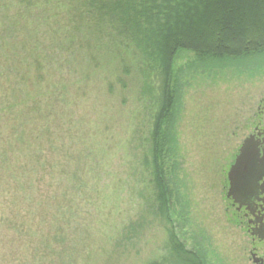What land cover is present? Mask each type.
Wrapping results in <instances>:
<instances>
[{"label":"rangeland","instance_id":"374dc122","mask_svg":"<svg viewBox=\"0 0 264 264\" xmlns=\"http://www.w3.org/2000/svg\"><path fill=\"white\" fill-rule=\"evenodd\" d=\"M17 11H0L18 26L0 43V264H174L142 167L157 102L138 67L125 56L124 75L109 51L99 66L79 38L68 49L54 30L66 11L45 24L38 9ZM203 64L176 55L186 76L162 127L175 140L164 158L169 217L203 264H250L228 222L226 178L252 126L264 125V52Z\"/></svg>","mask_w":264,"mask_h":264},{"label":"trees","instance_id":"16d2710c","mask_svg":"<svg viewBox=\"0 0 264 264\" xmlns=\"http://www.w3.org/2000/svg\"><path fill=\"white\" fill-rule=\"evenodd\" d=\"M14 7L17 19L38 9L36 17L42 24L66 11L68 21L54 30L66 37V45L72 44L70 50L75 38L93 45L99 66L109 51L128 75L125 56H131L157 102L142 163L150 178L152 212L168 225L174 264H203L177 240L169 217L172 192L164 158L175 140L173 136L166 140L162 127L175 106V82L180 75L186 76L182 69H175V59L180 51L192 52L197 64L203 61L209 68H219L220 63L264 52V0H0V11L8 13ZM15 21L0 22V43L18 27ZM100 52L103 55L98 58ZM34 56L35 64L42 65ZM128 228L136 232L135 225Z\"/></svg>","mask_w":264,"mask_h":264},{"label":"flooded vegetation","instance_id":"af4514ba","mask_svg":"<svg viewBox=\"0 0 264 264\" xmlns=\"http://www.w3.org/2000/svg\"><path fill=\"white\" fill-rule=\"evenodd\" d=\"M246 141L245 152L254 155L244 158L242 173L232 174L237 155L227 172L226 213L228 222L248 243L245 248L248 262L264 264V125L257 123L252 126L239 152Z\"/></svg>","mask_w":264,"mask_h":264},{"label":"water","instance_id":"95a60500","mask_svg":"<svg viewBox=\"0 0 264 264\" xmlns=\"http://www.w3.org/2000/svg\"><path fill=\"white\" fill-rule=\"evenodd\" d=\"M248 143V141H246L245 143H244V145H243V147L241 148V150H240V152H239V154H238V157H237V159H236V162H235V165L233 166V168L231 169V173L233 174V173H237V172H239V173H242V163H241V160H242V158L244 159L245 157H247V156H253L254 155V153L252 154V153H250V152H245V149L247 148V144ZM230 173V174H231ZM229 177H230V175H229Z\"/></svg>","mask_w":264,"mask_h":264},{"label":"snow or ice","instance_id":"6c2138e0","mask_svg":"<svg viewBox=\"0 0 264 264\" xmlns=\"http://www.w3.org/2000/svg\"><path fill=\"white\" fill-rule=\"evenodd\" d=\"M241 163L243 164V163H245V160L242 158V160H241Z\"/></svg>","mask_w":264,"mask_h":264}]
</instances>
